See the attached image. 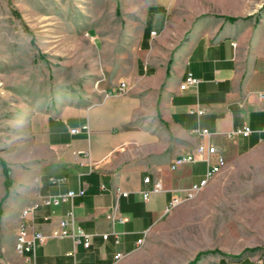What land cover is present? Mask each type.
Returning <instances> with one entry per match:
<instances>
[{
    "label": "crops",
    "instance_id": "1",
    "mask_svg": "<svg viewBox=\"0 0 264 264\" xmlns=\"http://www.w3.org/2000/svg\"><path fill=\"white\" fill-rule=\"evenodd\" d=\"M154 1L138 16L131 15L135 24L125 26L123 44L132 47L133 59L97 81L87 108L71 115L40 110L29 116L31 137L49 153L20 173L22 184L10 195L0 262L27 264L14 249L23 208L42 196L84 187V195L74 199V214L77 224L92 234L90 247L78 245L74 256L69 255L72 240L51 236L69 205H40L25 217L45 236L36 249L37 262L134 264L171 198L184 197L204 177L203 161L170 166L173 158L189 154L199 143L215 145L227 162L208 181V189L223 176L264 173V157L254 155L264 148V18H240L251 14H241L234 0ZM192 3L199 7L191 9ZM187 73L199 83L180 89ZM120 80L127 88L118 93L113 88ZM196 103L205 109L200 116L188 112ZM84 124L89 135L70 132ZM243 125L251 129L249 135L230 134ZM196 126L209 135L193 134ZM253 156L246 168L239 167L242 159ZM145 176L150 182L143 181ZM154 182H160L161 190L144 200L141 191ZM115 205L127 218L124 223L107 217ZM114 233L120 234V243L114 242ZM117 252L121 256L115 259ZM259 257L254 255L250 264Z\"/></svg>",
    "mask_w": 264,
    "mask_h": 264
},
{
    "label": "rangeland",
    "instance_id": "2",
    "mask_svg": "<svg viewBox=\"0 0 264 264\" xmlns=\"http://www.w3.org/2000/svg\"><path fill=\"white\" fill-rule=\"evenodd\" d=\"M154 2L0 0V236L8 232L5 213L20 173L49 153L31 137L29 116L87 108L97 81L133 59L132 47L123 44L125 26ZM234 4L251 14L240 18H264V0ZM256 154L264 157V148ZM212 182V189L205 186L166 213L134 264H189L200 252L191 264H250L254 255L264 264V173Z\"/></svg>",
    "mask_w": 264,
    "mask_h": 264
},
{
    "label": "built area",
    "instance_id": "3",
    "mask_svg": "<svg viewBox=\"0 0 264 264\" xmlns=\"http://www.w3.org/2000/svg\"><path fill=\"white\" fill-rule=\"evenodd\" d=\"M154 33V32H153ZM234 46L236 45L233 43ZM199 79L193 76L192 73H187L184 80L181 82L179 88L185 89L188 86H197ZM127 88V83L124 80H120L117 83V86L113 88V91L121 93L124 92ZM112 92V91H111ZM110 92L107 93V95ZM261 97H264V94H260ZM190 114H195L200 116L205 112L204 107L196 103L193 106L188 108ZM85 132L87 135L90 134V128L87 124L82 125L81 127H74L70 129L71 133ZM191 132L199 136H207L209 132L206 128H201L196 126L192 128ZM251 133V129L243 125L241 127L231 130V135H242L247 136ZM194 162V161H203L206 164V170L204 177L197 183L192 184L188 191H186L185 196L181 197L176 195L171 198L168 205L165 208V213L170 212L175 206L183 202L184 200L194 198L207 184L208 181L222 168L226 165V159L223 153L213 144L204 145L199 143L196 145L195 149L189 154L179 155L171 160V168H174L180 165L183 162ZM64 178H53L52 182H61ZM144 182H150V177L145 176L143 178ZM162 188L160 182H154L150 190H142V198L147 200L151 193L160 191ZM85 193L84 187H79L76 190L69 189L64 193L42 196L40 201H34L31 204L27 205L22 209L20 217L21 222L19 229L15 237L14 249L17 253L23 255L27 264H39L36 260V249L37 246L42 244L45 240V236L38 230L31 228L30 224H27L25 217L36 210L40 205H58L60 203H67L69 205L65 215L59 220L58 226L52 229L51 236L55 238L69 237L72 240L73 249L68 253L69 255L74 256L75 247L78 245L83 246L88 249L91 245L92 234L85 232L81 226L76 222V217L74 214V199L78 196H82ZM122 195H127V192L122 191ZM38 196V194H36ZM107 217L112 221H118L124 223L127 218L122 216L118 212L117 206H113L111 212L107 214ZM49 218L48 215L45 216V219ZM108 234H102V238L106 239ZM114 242L120 243L121 236L119 233H114ZM142 238L137 240L138 244L142 243ZM121 256V252H117L114 255L115 259H118ZM0 264H6L0 262ZM253 264H262L261 260H256Z\"/></svg>",
    "mask_w": 264,
    "mask_h": 264
},
{
    "label": "trees",
    "instance_id": "4",
    "mask_svg": "<svg viewBox=\"0 0 264 264\" xmlns=\"http://www.w3.org/2000/svg\"><path fill=\"white\" fill-rule=\"evenodd\" d=\"M228 19L232 21V20H234L235 18H234V17H228ZM1 162H2V161H1ZM4 173L7 175V170H6V168H4ZM9 185H10V181H9V179H8V176H6V179H5V187H6V188L9 187ZM200 254H201V252L198 253V254L195 256V258H194L191 262H189V264L194 263V262L198 259V257H199Z\"/></svg>",
    "mask_w": 264,
    "mask_h": 264
}]
</instances>
